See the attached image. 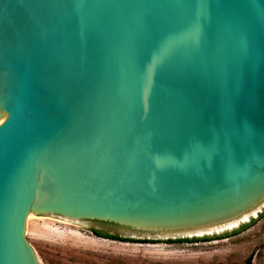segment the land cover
I'll return each mask as SVG.
<instances>
[{"label":"water","instance_id":"water-1","mask_svg":"<svg viewBox=\"0 0 264 264\" xmlns=\"http://www.w3.org/2000/svg\"><path fill=\"white\" fill-rule=\"evenodd\" d=\"M264 206V0H0V264L27 217L187 238Z\"/></svg>","mask_w":264,"mask_h":264},{"label":"rangeland","instance_id":"rangeland-1","mask_svg":"<svg viewBox=\"0 0 264 264\" xmlns=\"http://www.w3.org/2000/svg\"><path fill=\"white\" fill-rule=\"evenodd\" d=\"M264 206L238 225L196 237H214L231 232L251 219V226L227 237L176 242L178 237L148 235L101 221H86L87 227L55 216L27 217L25 237L40 264H264ZM102 229L130 241L95 235Z\"/></svg>","mask_w":264,"mask_h":264},{"label":"trees","instance_id":"trees-1","mask_svg":"<svg viewBox=\"0 0 264 264\" xmlns=\"http://www.w3.org/2000/svg\"><path fill=\"white\" fill-rule=\"evenodd\" d=\"M262 215H264V211H262L259 214V217H261ZM256 221H257V218L251 219L248 223H244V224L240 225L237 229H234L231 232H225V233H222L220 235H216L214 237H204L203 239L196 238V237H193L191 239H189V238H178L175 241L176 242H192V241L208 240V239H215V238L227 237L230 234H234L236 232H239L241 230H244L245 228H247V227L251 226L252 224H254ZM93 233L95 235H97V236L105 237V238H108V239L121 240V241H130V239H125V238H122V237H120L118 235H115V234H103V233H100L97 230H95Z\"/></svg>","mask_w":264,"mask_h":264},{"label":"flooded vegetation","instance_id":"flooded-vegetation-1","mask_svg":"<svg viewBox=\"0 0 264 264\" xmlns=\"http://www.w3.org/2000/svg\"><path fill=\"white\" fill-rule=\"evenodd\" d=\"M91 231L94 232L95 230L99 231L100 233H103V234H110L102 229H97V228H94V227H90ZM105 238V237H104Z\"/></svg>","mask_w":264,"mask_h":264},{"label":"bare ground","instance_id":"bare-ground-1","mask_svg":"<svg viewBox=\"0 0 264 264\" xmlns=\"http://www.w3.org/2000/svg\"><path fill=\"white\" fill-rule=\"evenodd\" d=\"M30 216V215H29Z\"/></svg>","mask_w":264,"mask_h":264}]
</instances>
